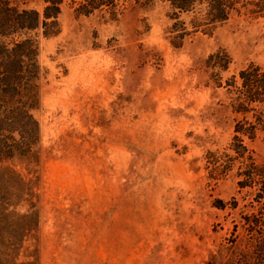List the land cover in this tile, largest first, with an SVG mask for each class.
I'll use <instances>...</instances> for the list:
<instances>
[{
	"label": "rangeland",
	"instance_id": "374dc122",
	"mask_svg": "<svg viewBox=\"0 0 264 264\" xmlns=\"http://www.w3.org/2000/svg\"><path fill=\"white\" fill-rule=\"evenodd\" d=\"M100 1L65 0L59 33L39 32V158L9 162L33 185L38 223L16 262H225L228 248L247 246L243 216L261 206L258 185L238 184L246 168L234 136L264 104L234 106L240 71L264 69V0H239L213 30L199 23L204 5L176 17L165 0ZM177 22L189 35L178 37ZM243 145L264 164V131Z\"/></svg>",
	"mask_w": 264,
	"mask_h": 264
},
{
	"label": "trees",
	"instance_id": "16d2710c",
	"mask_svg": "<svg viewBox=\"0 0 264 264\" xmlns=\"http://www.w3.org/2000/svg\"><path fill=\"white\" fill-rule=\"evenodd\" d=\"M90 0H87V3ZM175 12H199L204 5V14L199 23L210 26L227 22L237 10L239 0H165ZM43 11L20 5V0H0V264H37L16 262L25 237L38 223V213L32 201L34 188L9 165L10 161H38L37 147L40 143V124L34 111L41 104V78L43 75L39 56V32L45 37L59 33L58 17L65 0H43ZM99 2H101L99 0ZM86 4H82L87 5ZM25 4V2H23ZM99 7V4L92 8ZM201 12V11H200ZM201 25V24H196ZM173 31L182 32L178 37L189 35L185 22H177ZM221 58L220 54L211 55ZM213 66L225 67V62L216 61ZM241 85L237 87L236 113L247 114L264 104V69L250 65L240 71ZM235 83V80L231 81ZM228 85H233L228 83ZM235 85V84H234ZM233 85V86H234ZM256 121L238 120L235 126V150L243 158L245 170L238 184L240 187L259 186L256 194L260 211L243 216L242 227L246 232L247 246L238 250L232 247L225 262L221 253L210 256L208 264H264V164H256L247 155L243 137L254 139L257 131H264V111H256ZM29 196V197H27ZM23 201L30 211L20 213L17 206ZM13 208V209H12ZM238 224L232 239L237 242ZM231 239V238H229ZM218 252H222L219 250Z\"/></svg>",
	"mask_w": 264,
	"mask_h": 264
}]
</instances>
